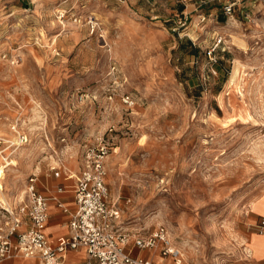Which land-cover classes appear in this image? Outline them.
I'll list each match as a JSON object with an SVG mask.
<instances>
[{"label": "rangeland", "instance_id": "374dc122", "mask_svg": "<svg viewBox=\"0 0 264 264\" xmlns=\"http://www.w3.org/2000/svg\"><path fill=\"white\" fill-rule=\"evenodd\" d=\"M191 1L0 0V136L20 116L28 137L0 152L18 162L0 202L104 140L126 230L164 224L186 264L244 263L264 193V0L223 20Z\"/></svg>", "mask_w": 264, "mask_h": 264}, {"label": "built area", "instance_id": "2783aa9c", "mask_svg": "<svg viewBox=\"0 0 264 264\" xmlns=\"http://www.w3.org/2000/svg\"><path fill=\"white\" fill-rule=\"evenodd\" d=\"M211 0H200L204 5ZM241 0H227L224 10L232 13ZM201 20L207 17L199 13ZM219 35L215 45L222 42ZM214 48L209 50L212 53ZM20 60L12 55V62ZM125 102L129 95L123 96ZM19 104V103H18ZM21 117L17 116L11 128L15 138L0 136L3 144L0 152L9 147H19L28 140L27 134L19 130ZM110 145L101 140L97 145L84 149L83 163L73 186L76 205L70 209L57 196L58 205L69 212V232L65 239L53 244L46 232L50 216L47 197L37 188L38 176L31 173L20 193L8 201L0 202V263L16 256L37 257L43 264H64L69 249L85 246L87 258L79 264H160L157 261L133 254L135 247L159 248L162 255H171L177 264H186L178 258L180 250L173 245L169 230L160 224L148 233L130 232L121 222V209L110 196L106 176V157ZM7 163L8 157H5ZM4 163V165H5ZM8 165V164H7ZM54 175H60V163L50 166ZM60 189H62L60 187ZM264 226V218L259 223Z\"/></svg>", "mask_w": 264, "mask_h": 264}, {"label": "crops", "instance_id": "0c3cea01", "mask_svg": "<svg viewBox=\"0 0 264 264\" xmlns=\"http://www.w3.org/2000/svg\"><path fill=\"white\" fill-rule=\"evenodd\" d=\"M227 0H211L210 2L202 5L201 9H199L200 0H192L189 4H191L190 9L196 10L197 14L202 11L206 6L208 8L205 9V13L207 16H216L223 20L226 16H229L227 12L224 10V4ZM263 0H243L238 2L234 6L233 10H237L241 8V5H253L257 8ZM186 4V7L189 5ZM176 7V6H175ZM182 7L177 6V8ZM183 7L181 12H185L187 9ZM171 10H176L174 7ZM81 168V167H80ZM78 171L72 172L68 174V170L65 176L60 177V175H54L52 170H47L45 172V181H42V186H39V177L37 179V188L41 191L46 197L48 206L50 209L49 221L47 224L46 232L53 244H58L62 242L65 237L68 235V219L70 217L69 212L63 210L59 205L54 196H57L65 205H67L70 209H73L76 205L74 199L73 186L76 182V175L79 173ZM37 174V173H36ZM38 176V174H37ZM60 187L62 189H60ZM264 193L257 196L255 202L252 206V213L249 217V225L252 229L249 231L248 235V243L250 246V256L244 260L243 264H264V226H260L259 223L264 218ZM134 251V250H133ZM137 253H133L134 255L143 256L145 258H149L151 260L157 261L160 264H172L169 263V257L173 258L171 255H162L160 249L156 248H140L136 251ZM145 253V255L141 254ZM87 258V250L85 246H79L77 248H71L68 250L66 254V258L64 264H79ZM161 258V259H160ZM174 260V258H173ZM174 263L175 260H174ZM0 264H43L37 257H24V256H16L13 258L6 259L2 261Z\"/></svg>", "mask_w": 264, "mask_h": 264}, {"label": "bare ground", "instance_id": "6f19581e", "mask_svg": "<svg viewBox=\"0 0 264 264\" xmlns=\"http://www.w3.org/2000/svg\"><path fill=\"white\" fill-rule=\"evenodd\" d=\"M8 160V159H7ZM7 164H14V165H17L18 164V162L15 160V159H11L10 161H8L5 165L4 164H2V166L0 165V181H1V179H2V177L4 176V174H5V166L7 165ZM1 183V182H0ZM1 186V185H0ZM1 188V187H0ZM2 199H4V198H2ZM1 200V199H0ZM3 201V200H2ZM4 201H6V200H4ZM179 259H181V261H182V258L179 256L178 257ZM161 259V258H160Z\"/></svg>", "mask_w": 264, "mask_h": 264}]
</instances>
